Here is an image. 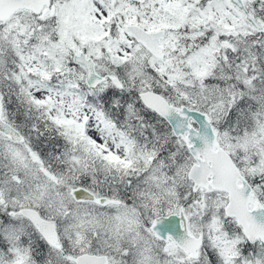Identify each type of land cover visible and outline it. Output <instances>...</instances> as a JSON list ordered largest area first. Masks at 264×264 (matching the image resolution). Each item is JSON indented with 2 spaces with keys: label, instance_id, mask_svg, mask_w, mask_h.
Segmentation results:
<instances>
[{
  "label": "snow or ice",
  "instance_id": "6c2138e0",
  "mask_svg": "<svg viewBox=\"0 0 264 264\" xmlns=\"http://www.w3.org/2000/svg\"><path fill=\"white\" fill-rule=\"evenodd\" d=\"M0 264H264V0H0Z\"/></svg>",
  "mask_w": 264,
  "mask_h": 264
}]
</instances>
